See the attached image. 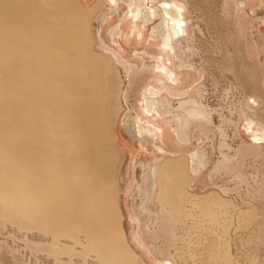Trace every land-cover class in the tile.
<instances>
[{
  "label": "bare ground",
  "instance_id": "6f19581e",
  "mask_svg": "<svg viewBox=\"0 0 264 264\" xmlns=\"http://www.w3.org/2000/svg\"><path fill=\"white\" fill-rule=\"evenodd\" d=\"M106 1L110 5L116 2ZM120 1L127 10L119 25L110 30L111 37L126 34L134 38L130 36L133 33L142 40H135L136 43L130 40L135 45L128 53L121 41L117 42L119 51L104 44L107 42L104 37L106 26H100L99 36L103 47L116 55L127 72L148 79L144 85L141 82L140 85L127 84L121 71L111 67V59L94 50L97 40L93 19L98 4L88 6L82 0H0V217L11 222L28 221L35 226L37 222L38 228L56 241L51 248L54 264H74V255L81 253H84L83 264H90L86 255L91 253L99 264H150L131 243L142 248L144 251L141 252H145L144 248L149 249L156 264H180L160 260L146 245L144 231L134 227V222L138 221L136 211L133 210L135 215L128 212L130 233L125 228L126 216L119 201L122 146L117 126L119 128L124 102L128 103L130 96L135 99V104L127 105L130 112L123 118L122 133H126L132 143L154 153H166V143H171L172 136L181 142L187 140L185 128L180 124L174 127L170 115L172 99L179 102L175 116L194 102L193 94L198 91L200 76H203L188 55L194 38L190 10L181 0ZM263 3L264 0H253V4L240 0L236 2L235 10L241 12L243 9L250 19L264 17V10L257 11L254 7ZM238 10L236 20L240 21V33L246 36L245 27L248 26L244 27L241 20L250 19L241 18ZM105 15L103 20L107 24L113 17L110 13ZM156 20L160 22L141 50L137 44L145 39L149 23ZM122 41H125V35ZM256 84H260L259 79ZM256 91L247 96L249 112L243 110L239 119V134L244 135L242 139L248 138L240 146L243 156H256L261 151L259 147L264 145V96L262 90ZM206 115L210 117V113ZM129 153L134 156L132 148ZM251 156L253 159L258 157ZM181 159L177 160L183 165ZM149 163L148 177L144 175L145 184L136 182L133 187L136 191L143 189L148 198L160 184L163 191L160 190V200L164 205L168 199L171 203L167 220L174 218L177 221L175 213L183 209H180L183 205L181 195L189 183L187 171L184 170L185 174L179 172L180 169L179 174L175 172L170 167L172 160L163 172H157L156 164ZM226 165L223 161L219 166ZM173 192L180 195L175 201L170 198ZM193 197L198 208L212 220L220 211L233 206L217 190ZM191 201L187 204L191 205ZM136 208L142 211L140 207ZM255 212L245 211L243 216L255 220ZM166 226L169 227L165 225L166 229ZM207 231L206 237L200 240L202 257L198 253L200 258L195 259L190 254L191 260L195 261L182 264L228 263V247H225L228 242L223 233L218 232L214 224ZM75 233L76 237L73 236ZM62 237L80 243L83 251L66 243L61 246ZM64 255L70 256V261L64 260Z\"/></svg>",
  "mask_w": 264,
  "mask_h": 264
},
{
  "label": "rangeland",
  "instance_id": "374dc122",
  "mask_svg": "<svg viewBox=\"0 0 264 264\" xmlns=\"http://www.w3.org/2000/svg\"><path fill=\"white\" fill-rule=\"evenodd\" d=\"M181 1L188 4L190 10L189 18L191 21L190 28L194 37L191 46L192 48L188 55L191 61L196 65V68L202 72V77H204V80L198 85L199 90L195 93V97H197L196 99L198 103L202 105V108L206 110V113H210V117L205 113L206 119L203 121L205 124L204 133H201L200 135L198 133L195 137V139H200V136H202V143H206V150L203 151L207 157L206 170L209 183L207 191L217 190L224 198L230 200V204H233V206H229V210L226 208L228 211L226 209L224 212L220 211L221 215H217V218L215 220L213 219L217 222H214L204 214L200 208H198V204L194 203V198L191 205L190 203L187 204V202H189L188 200L183 203L181 202V205H183L180 209L183 208L184 210H179L180 212L176 211L175 214L177 221H174V218L172 219L173 221L167 220V218L156 220L152 218L153 211L159 210L160 214H154L156 217H159V215L167 216L170 214V212L167 211L168 209L170 210V206L168 204L164 205L160 203L159 206L154 205V209H152L147 206L145 202L140 203V199L144 194H142L143 189L136 191L133 187L132 192L136 195L134 197H136L135 199L138 204L134 203L132 205V210H128V212L133 214V210L136 211L138 221L136 220L134 222L135 230L144 231V234H142L143 240H145L147 246L152 248V251L160 260H173L180 264L188 260L190 262L195 261L194 259L191 260L190 254H192V257H195V259H199L202 257L200 249L202 245L200 240L203 239V236L206 237L207 230H209L210 226H213L214 224V227H217L218 232L223 233L225 241L228 242L227 246L225 245L226 248L228 247V250L226 249V252L228 251L226 254L228 259L227 264H264V149H262L264 145L259 147L261 151L258 149L259 151L256 155L258 156L257 158H255L256 156L254 154H246L243 156L240 152V146L241 143L244 142L245 139L248 140V138L244 137V139H242L243 134H239L241 132V130L239 131V126L241 125V122L239 121L242 118V111H248L247 105L249 106V104L247 103V96L252 95V92L256 93V90H259V92L262 90L264 96V22L259 19L252 22L253 27L251 32L253 34H251L252 36H250V40L246 42V37L240 33L241 30L238 26L240 21L238 22V19L236 20V17L238 18L239 14L237 16L238 9L235 10L237 4L234 0ZM82 2L88 6L98 4V7L94 12L96 18L95 20L93 19L94 34L96 35L97 40L96 44L93 45L94 50L111 59V67L113 70L114 67H116L121 71L123 79L127 84L144 85L148 79L145 76H143L145 77L143 78L141 76H135L134 73L127 72L122 63L117 61L118 59H116V55L109 53V51L103 47V42H101L99 36L100 26H106L105 28L107 29H105L104 37L105 40L107 39V42L104 44L109 47L113 46L112 48L119 51L120 47L118 46L120 45H117V42L121 41V45L125 46L127 51L129 50L128 53L132 52V49L134 48L132 46H134L136 41L139 40V35L135 36L134 34L133 36V33L132 35H130L131 33H127V35H130L135 39L126 36V34H123L122 37L120 35H117V37L112 36L113 38L110 35V30L113 27L118 26L121 17L124 16V12L127 10L126 5L120 0H116L112 5L106 0H82ZM262 10H264V8ZM238 12H240V10H238ZM107 13H110V17H113V19H110V22H107L106 24L103 20V15ZM241 14H245L243 9H241L240 15ZM105 17L108 16L105 15ZM241 21L245 27L247 20ZM159 22L160 20H156L149 23L148 32L146 31L147 34L144 36L145 39H143V42H140V44H137L140 46L141 50L148 44L147 37L150 38L151 33L154 30L153 28L156 27ZM197 27L201 29L203 34L198 32ZM246 29L247 28L245 27V30ZM124 35L125 41H122L124 40ZM127 37H129V39ZM128 40H132L135 43L131 41L130 43ZM140 40H142V38ZM124 42L129 44L126 45ZM132 43L134 44L132 45ZM116 45L117 48L115 47ZM249 48L255 49L250 51ZM201 69H203L204 72L201 71ZM256 76V82L259 79L260 84H256V82L254 83ZM198 98H201L202 102H200ZM204 98L206 99V104L203 102ZM169 99L171 100L170 97ZM127 100L128 103L124 102V108L119 115V128L117 126V136L122 146V161L120 166L121 176L119 177L121 191L119 192V201L123 212L125 209L123 206L122 194L123 192L126 194L130 189L127 167L131 155L129 156L126 153V150L129 151V148L134 150V156L132 157L140 155L141 151L139 150H144L145 154L149 155V157L152 156V154L146 150V147L143 146V148L136 142L132 143V141L128 139L129 136H127L126 133H122L123 118L130 112L127 105L129 104L132 106L135 104V99L130 96ZM172 105L170 118L174 127H178L180 124L186 129L191 119L199 116L198 113L191 116L190 114L193 113V111H189L188 109L180 111V113L175 116V112H177L176 109H178L177 107L179 106L178 99H172ZM262 106L264 112V100H262ZM177 118L180 121H178ZM196 122L198 124V131H200L199 120H196L193 123ZM188 131L189 130H187V132ZM180 134L185 133L180 132ZM124 137H126V140ZM185 138H187V136H185ZM124 147L126 150L123 149ZM155 153H159V151H156ZM251 155H253L255 159H253ZM223 161L226 162L227 167L219 166ZM134 164L131 165L130 169L134 168ZM137 175L139 176L138 180L141 182L142 172L140 168L138 169ZM241 177L244 180H242ZM136 184L137 183H135L134 186ZM190 190L193 191L195 188ZM136 207H140V210L142 211H138V208ZM146 208H148V210L144 212ZM250 210L256 211L255 216L257 218L255 217V220L250 217L245 219V216H243L245 211L251 212ZM217 212L219 213V211ZM186 214L188 216H186ZM204 215L205 217L203 218ZM178 216L181 218H178ZM240 219L242 221H240ZM167 221H171L172 224H167ZM129 223L131 224L130 220ZM35 224H37V226L28 221L16 220L11 222L0 217V264H54V255L51 252V248L56 244V241L53 240L50 234L38 228L37 222H35ZM124 225L128 233H130L131 227L128 228L125 220ZM165 225H169V227L166 226L168 230L165 228ZM170 225L176 227L173 228ZM171 231L175 232L176 235L171 233ZM73 236L76 237V233ZM74 241L75 240L71 238L62 237L59 243L61 246L66 243L73 246L77 251H83V246ZM131 244L148 263L156 264L149 249L144 248L145 252H141L143 250L142 248L140 249L133 245V243ZM197 244L201 246L198 248ZM198 253L201 254L199 255ZM93 254L94 253L86 255L88 258L87 262L90 264H99L96 261V256ZM82 255H84V253L74 255V259L72 260L74 264H83L84 260ZM63 258L66 261H70L71 257L64 255Z\"/></svg>",
  "mask_w": 264,
  "mask_h": 264
},
{
  "label": "crops",
  "instance_id": "0c3cea01",
  "mask_svg": "<svg viewBox=\"0 0 264 264\" xmlns=\"http://www.w3.org/2000/svg\"><path fill=\"white\" fill-rule=\"evenodd\" d=\"M238 1H240V0H234V2H238ZM248 2H249V4H253V0H248ZM254 7H255V9L257 11H261L264 8V3L261 6H259V7L258 6H254ZM241 18L245 19V18H248V17H246L245 14H242ZM248 19H250V18H248ZM258 19L261 20L262 22H264V17H256V18L254 17L253 19H250V21L249 20L248 21L245 20L246 24L248 26L247 29H246V36H245L246 37V42L250 40V36H252L251 34H253L251 32L252 27H253L252 22H254L255 20H258ZM250 25H251V28H250ZM254 49L255 48H252V49L249 48L250 51L254 50ZM201 71L204 72L203 69H201ZM200 77L201 78L199 80V84H201V82L204 80V77H202V76H200ZM195 93L193 94V97H194L193 101L194 102L193 103L191 102L187 106V109L189 111H194V112L198 113L199 116L194 118V119H191V121L187 125L186 129H184L185 133H187L186 135H188L187 140L185 142L184 141L181 142V141L177 140L175 136H174L175 138L172 136L171 137L172 139L170 140L171 143L167 142L168 145L166 143V147L164 146L166 148V153H162V152L160 153L159 152V153L156 154V153H154L152 151H149V153L152 154V156L149 157V155L145 154L144 150H139V151H141L140 155H137L134 159H132V161H130L131 160V156L129 154V151L127 150V152H126L130 156V160L128 162V167H129V164H134L135 163V167L134 168H131V169L129 168L128 169V167H127V171H128V174H129L130 189H129V192L128 191L126 192V194H125V192H123V194H122L123 206H124V209H125L124 212H125V215H126V220L125 221L127 222L128 228L131 225L129 223L130 219H129V215H128V210L129 211L132 210V208H133L132 205L134 203L138 204L136 202V199H134V196H136V195L133 194V192H132L133 191V186H134V184L136 182L137 183H143L144 182V184H145V181H146L145 179H146V177H148L147 175L149 173V168H150L149 165H151L149 162H151L152 164L153 163L156 164L157 172H161V171L163 172L164 169H167L169 167L168 165L171 164V160H172V164L170 165V167L172 166L173 169L175 170V172H177L178 174H179V172H182V173L185 174V172L187 171V173L185 175L189 179L188 180L189 183H187V185L185 186L186 190L185 189L183 190L184 194L182 193V195H181V202L182 203H183V201H186V200L190 201V200L194 199L195 197H193V196L202 195L203 193L207 192V188H208V186H207L208 185V179H207L208 176H207V170H206L207 157H206L205 152L203 151V150H206V143L205 142L202 143V136H200V139H195V137L198 135V133L200 135L205 130V124H204L203 121L206 119V117H205L206 110L204 108H202V105L200 103H198V101L196 99L197 97H195ZM198 99L200 100V102H202L201 98H198ZM203 102L206 104V99L205 98H204ZM199 104H200V106H199ZM196 120H199V130L201 132L198 131L197 122L193 123ZM202 129H204V130H202ZM178 130L181 131L180 129H178ZM187 130H189V131L187 132ZM172 140H174V141L172 142ZM186 143H187V145H186ZM170 144L173 145V146H171ZM136 150H138V149H136ZM171 157H174V158H171ZM181 158L184 160L183 165H182L181 161H180L181 163H179L178 160H177V159H181ZM173 160H177V161H175L176 163ZM146 163L148 164V166H147ZM187 163H188V165H187ZM140 164H141V166H140ZM166 166H168V167L165 168ZM176 167H179V168L177 169ZM139 168L141 169V172H142V181L141 182H140V180H138L139 176L137 175ZM161 168H162V170H161ZM179 169L180 170L183 169V170L180 171ZM196 169H197V171H196ZM178 170H179V172H178ZM184 170H185V172H184ZM193 170H194V172H193ZM144 177H145V179H144ZM159 185L160 184H158L157 187H156V190H155L156 192L154 191L148 198L142 192L143 195H142V198L140 199V203L145 202V204L147 206L151 207L152 209H154V205L159 206V204L162 203V202L164 204V201L160 200L159 193H160V190H161V192H163V191H162V189L160 188ZM194 188H195V190H193V191L190 190V189H194ZM130 193H132V195H130ZM174 194H175V196H172ZM174 194L170 195V198H171L172 201H175V198L179 195L176 192ZM157 196H159V198ZM188 196L190 198H188ZM178 197H180V195ZM178 197H177V199H178ZM166 202L169 203L168 205L170 206L171 203L169 202V199ZM166 202H165V204H167ZM147 210H148V208H146L144 210V212L147 211ZM157 213H159V210H157V211L154 210L153 211V213H152L153 214V217H152L153 219L157 220L158 218L159 219L167 218V216H164V215H162V216L159 215V217L154 216V214H157ZM140 221H141V217H140Z\"/></svg>",
  "mask_w": 264,
  "mask_h": 264
}]
</instances>
